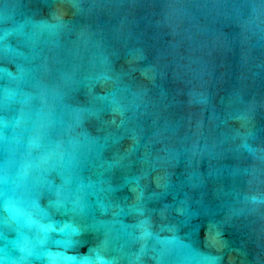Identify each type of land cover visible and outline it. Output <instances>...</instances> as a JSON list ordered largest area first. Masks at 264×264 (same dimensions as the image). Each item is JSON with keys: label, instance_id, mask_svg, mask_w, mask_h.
<instances>
[{"label": "water", "instance_id": "1", "mask_svg": "<svg viewBox=\"0 0 264 264\" xmlns=\"http://www.w3.org/2000/svg\"><path fill=\"white\" fill-rule=\"evenodd\" d=\"M0 264H264V0H0Z\"/></svg>", "mask_w": 264, "mask_h": 264}]
</instances>
